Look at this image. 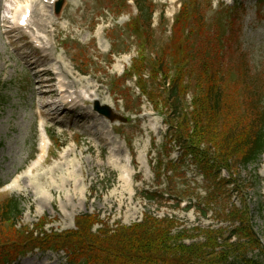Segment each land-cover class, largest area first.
<instances>
[{
    "label": "rangeland",
    "instance_id": "obj_1",
    "mask_svg": "<svg viewBox=\"0 0 264 264\" xmlns=\"http://www.w3.org/2000/svg\"><path fill=\"white\" fill-rule=\"evenodd\" d=\"M25 1L0 0V196H15L20 200L22 213L17 221L18 226H28L30 229L43 218L47 222L44 227L46 231L63 232L74 229L76 216L90 213L97 215L103 224L114 228L118 223L131 225L141 220L143 213L150 212L159 218L174 219V232L185 230L193 237L200 235L198 231H213L226 238L230 230L240 225L238 220L230 218V214L238 210L246 213L264 246V154L247 165L231 162L228 170L221 171L220 177L234 182L222 187H210L189 156L181 164V177L173 176L170 171L168 177L172 178V182H167L165 175L157 180V169L153 167L160 147L165 143L163 115L168 110L160 106L155 108L137 88L135 79L124 81L125 84H121L119 89L115 87L117 79L123 77V72H127L132 61L138 57V51H142L146 59L145 73L141 75L144 84L148 91H164L166 86H161L160 79H149L148 74H152L149 63L161 56L164 47H168L170 32L166 24L171 22L179 4L185 0H146L147 3L152 2L156 11L150 45H141L139 35H133L127 29L126 23L133 17L131 9L134 5L131 1V7H128L122 4V0H65L59 16L50 14L55 29L49 28L47 36L51 37L53 56L61 60L75 80L92 86V91L88 92L94 91L99 101L112 100L117 115L127 121L105 125L98 121L104 125V129L91 128L94 121L88 116L83 119L88 107L93 109V102L89 101L81 102L75 112L63 113L54 121L47 115L53 104L45 107L42 111L46 115L44 122L48 134L57 143L48 141L44 161L28 174V167L37 153V103L54 101L56 76L48 72L41 78L46 82L39 86L40 77L38 79L32 70L22 65L23 60L27 62L24 47L18 44L20 42L16 43L13 46L18 48L15 55L11 46L17 33H3L8 26L11 27L10 22L2 21L8 15V10L24 5ZM211 2V8L205 9L208 25H225V6L220 8L218 0ZM228 2L245 7L243 49L252 69H261L264 78V0ZM118 10L117 15L115 12ZM161 13L163 26L159 25ZM211 27H206L210 32L206 36L212 37L213 33L216 39L217 30ZM199 46L202 49L207 47L201 38L192 39L191 51ZM25 47L30 48L28 45ZM172 48L175 51L176 46ZM174 51L169 50L165 54V63L169 62L172 70ZM117 60L121 61L116 63ZM81 70L86 71V75L81 74ZM138 70L141 73V69ZM166 83L168 85V81ZM235 83L234 78L230 79V84ZM192 92L190 83V90L184 99L187 104ZM237 105H241L239 100ZM230 129L228 127L226 131ZM113 137L118 139L116 145L121 148V158H126V162L130 160L126 169L123 163L117 168L108 166V155L114 146ZM171 143V157H179L182 146ZM201 147H208V144ZM123 170L129 174V186L125 203L119 208L114 199L108 201L107 198L118 190L120 183L117 181ZM16 180L18 189H4L5 186H12ZM146 189L163 191V199H158V202L146 199L142 196ZM177 198H181L190 208H181L184 203L177 207ZM203 239L202 236L186 239L185 244ZM46 263L66 264L64 254L36 250L15 264Z\"/></svg>",
    "mask_w": 264,
    "mask_h": 264
},
{
    "label": "trees",
    "instance_id": "obj_2",
    "mask_svg": "<svg viewBox=\"0 0 264 264\" xmlns=\"http://www.w3.org/2000/svg\"><path fill=\"white\" fill-rule=\"evenodd\" d=\"M136 5L138 15L128 29L142 34L145 43L150 44L151 4L136 0ZM206 7H210L209 0H186L175 17L168 47L152 66V78L161 74L163 82L169 79V85H161L163 92L148 91L144 83L140 87L155 108L168 110L164 121L182 146L183 156L191 155L204 179L215 187L223 185L218 177L220 169L228 170L235 161L243 165L256 162L264 152V78L261 69H252L243 49V8L226 10L225 25L212 24L217 30L215 39L213 33L212 37L206 36L210 34L206 30ZM193 36L201 38L207 47L191 51ZM172 46H176L175 51ZM169 50L174 51L173 70L169 62L165 63ZM134 63L132 71L139 74L144 59ZM233 78L236 83L230 84ZM190 83L193 92L191 110H187L184 99ZM228 127L231 129L226 131ZM202 144L208 147L202 148ZM167 168L177 170L171 162ZM153 196L146 198L153 201ZM21 213L20 200L15 196L0 198L1 263L39 249L63 251L68 264H264V246L246 213L238 210L230 218L238 220L240 226L226 238L213 231H198L200 235L193 237L185 230L174 232V219L157 218L149 212L140 222L129 226L118 223L114 228L95 215L82 214L75 218V230L48 234L43 219L32 230L18 228ZM95 224L101 227L94 229ZM200 236L203 241L185 244L186 239Z\"/></svg>",
    "mask_w": 264,
    "mask_h": 264
},
{
    "label": "bare ground",
    "instance_id": "obj_3",
    "mask_svg": "<svg viewBox=\"0 0 264 264\" xmlns=\"http://www.w3.org/2000/svg\"><path fill=\"white\" fill-rule=\"evenodd\" d=\"M40 1H43V0H26L25 2H28L31 5H34V4L39 5ZM48 1H50V0H48ZM28 3L24 7V9L25 8H30ZM42 7L44 8V10H47L46 6H42ZM24 9H23L22 12L19 11V13H18L17 10L13 11V12L15 14L18 13V15H20V13L22 14L24 12ZM35 12L38 15V19L35 21L36 22L35 26L37 28H39L42 31H45L49 26L55 28L51 17L49 15H47L44 11H42L41 8L40 9H36ZM11 14L14 15L13 13H11ZM14 16H12L11 18H13ZM28 28H30V27L27 26V29ZM30 29H31V37H34L36 40L40 41V43L44 46L43 53L45 54V56H49L46 59L47 60V64L49 65V68H43L41 70V72H44V71L48 72V70L51 69V70H53L54 74L56 75V77H57L56 80L58 81L57 82V91H60V93H58V98H59L58 101L63 103V102H66V100H68V99H74V101H71L73 106H76L79 101L83 102L85 99L87 101H91V102L92 101H96V96L97 95L94 94V91L91 92V93L88 92V90L92 91V88H91L92 86H89V84L84 82V81L75 80L71 76V73L68 71L67 67H65L62 64L61 60L57 59V58H53L51 56V53L50 54L48 53V52H52L48 48V45H50L51 40L49 41L46 37H44L42 35V34H45V33L39 32L37 30H33V28H30ZM120 61L121 60H117L116 63L117 62L119 63ZM35 75L41 77L42 73L36 72ZM42 82H45V81H42L41 78H40V80L38 81L39 86L42 84ZM77 86H81L80 90L78 89ZM74 87H77V90L72 91V89ZM83 91H86L89 94V96L87 98H86L85 94H83ZM74 96H76V98H74ZM100 103L102 105H106V106L110 107L115 112L112 100L110 102H106V101H101L100 100ZM51 104H53V102L44 103V104L41 103V107L45 108V107H47V106H49ZM85 116H88L91 120L94 121V123L92 124L91 128H94V127L96 129L99 128V125H101V124L97 123L98 121L108 122L105 118L100 117L97 114L90 113V111L86 112L85 114H83V119H85L84 118ZM100 128L104 129V125L100 126ZM42 140H43V137L41 135L40 136V141H42ZM112 141H113V143L115 145L110 150V153L108 155V166H110L112 168H117V167H120V164L122 162L126 163V160L121 158L122 151H121L120 146L116 145L117 144V138L113 137ZM125 166H126V164L123 167H125ZM123 171L125 172V174L122 175L121 177H119V179L117 181L118 183H120L119 187H118V190H114L107 198L108 201L114 199V202L117 203L119 208H121V206H123L124 203H125V194L127 193V188L129 186V183H127L129 174L126 172V170H123ZM28 176L29 175H27V177ZM18 188H19V186H18V182L16 180V181H14L12 186H7L4 189H18Z\"/></svg>",
    "mask_w": 264,
    "mask_h": 264
},
{
    "label": "water",
    "instance_id": "obj_4",
    "mask_svg": "<svg viewBox=\"0 0 264 264\" xmlns=\"http://www.w3.org/2000/svg\"><path fill=\"white\" fill-rule=\"evenodd\" d=\"M97 109L100 110L102 114H104L106 117L110 118L113 120L115 118V115L112 114V112L107 108L103 107L102 109L97 106Z\"/></svg>",
    "mask_w": 264,
    "mask_h": 264
}]
</instances>
